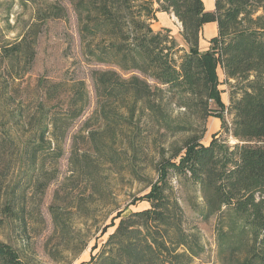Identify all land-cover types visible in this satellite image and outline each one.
<instances>
[{"label":"trees","instance_id":"1","mask_svg":"<svg viewBox=\"0 0 264 264\" xmlns=\"http://www.w3.org/2000/svg\"><path fill=\"white\" fill-rule=\"evenodd\" d=\"M31 1L34 21L12 39L0 36V228L17 223L26 229V199L42 196L56 177L48 165L61 158L62 142L88 104L84 80L38 78L32 88L23 83L41 27L67 17L64 1L76 18L84 62L102 67L90 70L95 115L105 125L119 123L118 116L132 121L146 115L159 155L157 179L138 198L149 207L117 216L114 232L91 261L193 264L204 253L199 235L185 223L173 175L198 189L201 206L191 204L197 217L216 218L219 264H264V0H215L213 11H205L202 0ZM158 12L180 22L183 47L169 29H152ZM208 23H216L217 35L202 51L201 32ZM218 68L226 80L247 83L228 106L221 101ZM171 107L192 123L172 118ZM225 113L232 115L230 129ZM211 117L236 144L216 135L208 145L201 142ZM88 137L96 142L94 131ZM138 137L129 142L135 149ZM11 153L16 165L20 160V176H13L8 164ZM51 211L56 219L53 206ZM0 264L27 263L0 241Z\"/></svg>","mask_w":264,"mask_h":264},{"label":"rangeland","instance_id":"2","mask_svg":"<svg viewBox=\"0 0 264 264\" xmlns=\"http://www.w3.org/2000/svg\"><path fill=\"white\" fill-rule=\"evenodd\" d=\"M63 4L67 17L49 19L43 24L37 37L33 66L23 83L32 88L38 78L52 82L84 80L88 104L81 117L70 126L62 142L61 158L48 165L49 174L55 168L56 177L42 196L37 193L26 199V229L22 230L17 223L0 228V241L10 243L27 264H94L91 258L97 256L108 235L114 232L119 222L117 216L125 217L149 207L138 198L143 197L157 179L159 155L152 141L156 136L147 133V116L132 121L118 116L119 123L111 121L105 125L95 115L96 98L90 70L102 67L84 62L75 15L67 3L63 1ZM34 15L35 5L31 0H0V36L12 39L22 33L34 21ZM172 15L167 13L170 24L165 29H169L176 43L183 47L181 24ZM157 21L152 22L154 31H158ZM217 74L219 88L227 92L221 101L228 99L230 103L231 97L240 98L247 83L225 80L219 68ZM170 111L171 117L179 122L192 123V118L180 109L171 107ZM118 112L124 114L125 111L119 109ZM224 119L230 129L232 115L225 113ZM205 128L203 144L210 142L214 135L229 146L237 143L221 128V121L217 125L209 118ZM89 131H94L96 142L89 139ZM137 134L135 149L129 142H135ZM7 160L11 170L14 169L13 176L14 173L20 176V160L16 165L14 154ZM171 184L184 211L186 225L197 232L204 246V253L195 258L193 264H219L214 232L216 218L204 221L197 217L191 204L201 206L202 200L195 186L179 182L173 175ZM51 206L56 211V219ZM110 224L113 226L108 227Z\"/></svg>","mask_w":264,"mask_h":264},{"label":"crops","instance_id":"3","mask_svg":"<svg viewBox=\"0 0 264 264\" xmlns=\"http://www.w3.org/2000/svg\"><path fill=\"white\" fill-rule=\"evenodd\" d=\"M202 1H203V5H204V8H205V11H213L214 10V2H215V0H207V1L206 0H202ZM156 16H157V20H158L157 21V28H156L157 30H160L162 28H169L170 20L167 17V13L158 12ZM172 17L174 18V20L176 19L174 17V15H172ZM151 27H153V26L151 25ZM204 32H205V35H204ZM216 35H217V25H216V23L205 24L203 26V28H202L201 39H200V42H199L200 49L203 50V51L209 49V47H210L209 41H210L211 38L215 37ZM219 70H220V73H221L222 77L225 78V74H224L223 69L219 68ZM225 80H226V78H225ZM219 89L222 91L221 98H222V96L224 94L227 95V92L222 87L219 88ZM223 103L226 106H228L229 100L227 99V102L224 101ZM211 119L213 120L214 124L217 123V125H220L219 119L213 118V117H211ZM204 137H203L202 140H204ZM208 143H209V140L204 145H208Z\"/></svg>","mask_w":264,"mask_h":264}]
</instances>
